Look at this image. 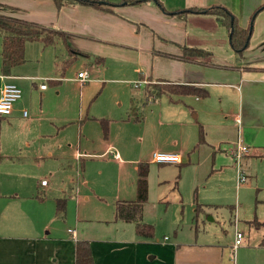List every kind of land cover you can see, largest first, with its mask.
<instances>
[{"label":"crops","instance_id":"0c3cea01","mask_svg":"<svg viewBox=\"0 0 264 264\" xmlns=\"http://www.w3.org/2000/svg\"><path fill=\"white\" fill-rule=\"evenodd\" d=\"M160 1L169 12L222 5L237 17L243 28L250 26L255 10L264 5V0ZM0 2L14 8L6 13L9 16L63 31L68 35L67 42L59 39L49 46L35 41L41 45L44 52L34 60L27 56L28 42L27 61L14 68L11 75H3L0 70V95L1 89L8 83L18 85L23 91L22 98L15 103L11 115L4 116L9 117V124L19 121H25L28 126L38 124L39 118L46 117L44 113H50L51 106L57 108V117L61 116L60 112H65L61 105L63 102V106L66 105L65 89L69 86L66 73L69 70V60H82V66L86 70H79L77 75L84 72L88 78L92 74L99 76L105 69L108 70L106 62L111 60L130 65L129 68L117 66L112 69L113 72L122 73L129 70L140 77L139 81L145 79L149 82L147 86L133 88L138 89L140 93L131 92L129 107L133 97H143L149 86L162 82L190 84L209 91L210 95L205 99L195 96H168L167 102L172 105L163 106L161 109L163 126L172 110L181 115L184 119V130L189 132V142L192 145L199 142L198 129L199 125H203L206 128V143L202 145L221 149L220 146L224 144L227 147L229 141V154H232L239 144L247 146L252 154L258 155L264 150V10L256 16L250 45L244 53V59L238 62L237 55L230 46L229 31L210 14L190 12L186 19L173 17L163 12L153 0H146L138 5H119L114 7V13L82 5L64 6L59 9L53 0ZM183 46L209 50L212 57L205 60L208 63L183 61L179 59ZM34 62L38 66L33 65ZM138 71L139 74L136 73ZM40 77L41 79L37 80ZM44 82L47 83V88L41 89L40 86ZM163 96L150 102L145 111L149 106L160 102ZM24 112H27V115H24ZM131 120L129 110L128 122ZM115 122L117 121L110 120L111 127ZM128 122H120L123 128L120 135L122 139L128 131ZM28 126L23 128V131H27ZM234 127L237 131L236 138L230 141L227 133ZM110 138L111 135L106 140L99 137L101 141L95 147L104 149L101 155L112 154L110 151L116 149L114 145L120 143V139ZM24 140L30 144L31 138L28 140L26 136ZM86 149V152L95 151L94 146L90 145H87ZM176 150L182 151L183 155L189 151L183 148L179 138H173L170 143H165L151 154L147 162L134 158L130 160L128 167L124 165L126 162L122 160L120 153L115 150L119 154L118 159L114 158L115 161L122 163L119 165L115 204L117 201L137 198L140 163H157L153 161L155 153L179 154ZM121 151L127 154V146H121ZM179 155L180 163L157 164L182 166L184 160L182 155ZM6 190L1 181L0 165V264H75V245L80 237L90 242L96 264H233L231 253L245 245L244 240L237 248L235 243L225 246L201 242L199 239L194 243H177L169 242L167 236L162 241H155L154 238L138 236L133 227L126 229V225H117L116 230L110 234L97 232V236H80L82 222L93 220L85 215L89 214V209L82 206L84 201L78 199L79 196L76 199L78 207L72 215V206L67 197L57 199L66 200L65 213H58L57 201L54 206L40 195L22 192L11 194ZM88 200L89 198L87 202ZM145 209L146 206L144 216ZM54 210L57 218L65 219L61 230L53 223ZM97 221L105 222L101 219ZM70 222L76 226L67 228ZM113 222H118L116 216ZM249 222L250 229H264L263 226ZM69 230H73L75 236ZM247 238V244H250L251 237L248 235ZM253 245H258L259 249L264 247V235L258 244Z\"/></svg>","mask_w":264,"mask_h":264},{"label":"rangeland","instance_id":"374dc122","mask_svg":"<svg viewBox=\"0 0 264 264\" xmlns=\"http://www.w3.org/2000/svg\"><path fill=\"white\" fill-rule=\"evenodd\" d=\"M43 52L40 44L28 43L27 56L31 60ZM33 65L38 66L36 62ZM82 65V60H69L66 73L69 86L65 89L66 105L63 106L65 102L61 105L65 112H60L61 116H56L55 106H51L50 113H44L46 117L39 118L38 124L31 126L25 121L9 124V117L0 116L1 181L6 192L40 195L54 206L58 198L67 197L72 215L78 207L79 196L84 201L82 206L89 209L85 215L93 220L82 222L80 236H97V232L110 234L120 225L134 230V223L113 222L122 164L115 161L113 154L117 150L128 167L131 159L147 162L165 143L179 138L183 148L189 149L185 155L176 150L183 157L182 166L149 163V200L143 221L154 225L153 240L162 241L167 236L169 242L194 243L199 239L231 246L235 243L236 231H240L245 235V245L231 253L232 263L264 264V247L259 249L253 245L263 239L264 229L257 231L248 226V221L254 219L264 221V150L258 155L249 151L237 163L234 155L227 152L229 141L227 147L220 143L221 149L210 145L197 147L198 142L192 145L189 132L184 130V119L175 110L165 126L161 124L162 107L172 105L167 102L168 95L144 111L143 122L133 117L128 122L131 92L140 93L133 89L140 77L129 70L113 72L117 66L129 68L130 65L108 60V70L99 76L92 74L83 83L76 76L79 70H86ZM148 84L144 79L138 87ZM111 119L117 121L113 127ZM123 121L129 123L124 139L120 138ZM27 126L28 130L23 131ZM236 133L235 127L230 128L228 140L236 138ZM110 135V139L118 138L120 143L114 145L112 154L101 155L104 149L95 147L101 141L99 137L106 140ZM26 136L28 140L31 138L30 144L24 140ZM87 145L94 146L95 151L86 152ZM121 146H127V154L121 151ZM241 175L245 176L243 182L239 181ZM43 180L48 186H41ZM199 206L203 210L197 215ZM53 216V223L61 230L65 219L57 218L55 210ZM75 226L70 222L67 228ZM248 235L250 244H247Z\"/></svg>","mask_w":264,"mask_h":264},{"label":"trees","instance_id":"16d2710c","mask_svg":"<svg viewBox=\"0 0 264 264\" xmlns=\"http://www.w3.org/2000/svg\"><path fill=\"white\" fill-rule=\"evenodd\" d=\"M56 6L61 9L64 6H89L97 10L114 13V7L119 5H138L146 0H120L113 3L105 0H53ZM159 8L168 15L186 19L190 12L210 14L217 18L220 25L226 28L230 33V46L237 55V60L241 62L244 59V53L250 45L253 33V24L256 16L264 10V5L255 10L251 17V23L248 28H243L237 17L225 6L218 5L211 8H190L182 11L169 12L160 0H153ZM14 8L0 2V58L1 72L3 75H11L14 68L24 64L26 59V45L28 42H41L45 46L56 43L62 39L65 42L68 36L63 31L54 30L39 24L21 20L6 14ZM183 53L179 59L187 62L208 63L212 57V52L201 48L183 46ZM146 89V88H145ZM148 92L143 97H133L131 100L130 116L137 121L144 118V111L150 102L158 100L163 95L173 96H195L201 99L208 98L210 93L207 89L190 85L162 82L160 84L148 87ZM106 125V124H105ZM105 127V126H104ZM107 132V125L105 128ZM206 143V132L203 125H199L198 145ZM149 163L142 162L138 165L137 198L130 201H117L115 204V216L118 221L130 222L135 224V230L138 236L152 239L155 237V227L152 224L143 221L144 208L149 197ZM203 210L198 207L197 215ZM66 200L57 201V212L65 213ZM249 224H255L264 227V221H250ZM75 264H96L90 242L79 239L75 245Z\"/></svg>","mask_w":264,"mask_h":264},{"label":"built area","instance_id":"2783aa9c","mask_svg":"<svg viewBox=\"0 0 264 264\" xmlns=\"http://www.w3.org/2000/svg\"><path fill=\"white\" fill-rule=\"evenodd\" d=\"M77 79L81 80V82L85 83L88 81V76L84 72H80L77 75ZM142 81H138L136 83V87H138L141 84ZM41 89H46L47 88V83L44 82L41 86ZM23 95L22 89L14 84V83H8L3 86L1 89V95H0V116H9L11 115L14 105L16 102H18ZM24 115H27V112H24ZM113 153L112 151H110ZM249 153V148L247 146L239 144L237 148L232 152L234 155V158L236 159V162L241 159V157L244 154ZM114 158L118 159L119 154H113ZM153 161L157 163H180L181 162V157L179 154H171V153H155L153 156ZM240 182L245 181V176L241 175L239 178ZM48 183L46 180H43L41 182L42 186H46ZM70 233L75 236V232L73 230H69ZM167 239V238H166ZM243 240V233L240 231H236V248L238 245L242 243Z\"/></svg>","mask_w":264,"mask_h":264}]
</instances>
